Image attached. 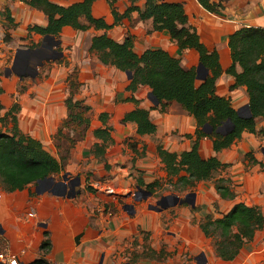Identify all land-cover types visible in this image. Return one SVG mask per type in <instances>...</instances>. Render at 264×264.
Segmentation results:
<instances>
[{"label":"crops","instance_id":"1","mask_svg":"<svg viewBox=\"0 0 264 264\" xmlns=\"http://www.w3.org/2000/svg\"><path fill=\"white\" fill-rule=\"evenodd\" d=\"M53 1L69 6L81 0ZM145 1L139 0L137 4L142 7ZM162 1L184 4L189 23L197 29L203 43L209 50L219 53L224 73L217 80V94L231 98L233 106L244 112L243 108L249 104L247 89L245 86L231 89L235 78L225 72L233 62L229 36L243 27L264 28V0H226L223 1L225 8L219 14L207 11L198 0ZM129 4V0H118L117 10L124 13ZM8 8L15 22L26 26L27 33L31 25L47 24V16L42 11L21 0H10ZM93 13L96 17H103L108 24L114 23L107 0H97ZM152 27L151 19L140 20L139 13L135 11L131 18L124 19L107 31L94 27L86 31L71 26L63 28L59 42L64 49L59 51L56 48L58 45L54 43V59H65V55L68 57L67 51L70 50L67 48L70 46L74 65L80 59L78 80L84 87L83 93L77 99L85 100L92 107L88 114L91 124L75 143H71L73 136L66 130L63 141L55 143V134L69 114L66 100L71 95V90L67 82L54 88L47 85L42 97L34 96L28 99L27 105L21 106L18 115L21 130L40 140L49 152L63 161L64 167L61 173L51 176L55 182L38 181L22 190L9 191L0 182V252L17 256L22 264H33L39 260L43 261L42 264L50 261H64L69 264H123V251L124 256L137 254L134 261L129 258L124 264H187L185 255H196L199 249L191 233H198L200 241L208 239L201 229V219L197 225L194 224L193 208L196 206L186 202L155 210L150 208L151 204L139 202L140 198H136L138 203L124 204L120 212L113 210L114 213L109 208L116 206L113 194L115 192H107V188L116 191L121 187L129 195L133 184L136 188L151 191L150 185L159 182L161 186L162 177L171 183L157 148L162 144L172 152L190 150L193 141L187 138V134H194L197 128L194 117L177 101H171L166 106V111L161 112L159 104H154L150 99L152 92L148 86H141L134 93L127 90L131 79L127 72L103 64L97 55L92 66L82 65L81 55L89 54L92 38L107 32L117 41H124L128 35H132L138 54L149 48H163L180 57L183 68H196L198 75L202 66L199 53L194 49L180 51L177 43L166 32H148ZM84 34L85 41H82ZM31 35L36 43H41L36 48L37 51L47 48L45 42L49 39L57 38L37 33ZM83 46L86 47L84 53ZM41 60L44 64L45 59ZM60 70L67 76L70 74L66 72V68L60 67ZM145 92L151 104L145 99ZM132 97L140 100L139 105L130 100ZM1 101L5 106L3 98ZM137 106L150 110L151 119L157 126L155 134L141 135L137 132L136 122H123L125 115ZM104 112L108 113L106 125L100 120ZM256 121L258 129L264 128L263 118L258 117ZM107 126H112V141L105 142L95 135V130ZM95 144L106 145L103 157H97L93 153ZM262 144L264 145V138L244 132L241 139L221 152H215L210 138L201 140L199 150L204 158L216 155L229 165L234 162L235 157L244 156L246 160L247 154L252 152L262 163L258 153ZM262 152L264 153V147ZM125 165H132V178L126 176L127 169L122 168ZM160 169L163 171L157 172ZM66 175L69 179L80 178V185L76 187L79 192L74 197L54 194L51 191L55 183L62 181ZM176 180L177 178L173 182ZM157 186L151 191L152 195L156 193ZM207 214L212 215L208 212L203 216ZM146 232L149 233L151 241L153 240L150 243L149 239V246L145 244ZM47 240L49 245L43 246ZM149 249L155 251L152 258L143 256ZM162 251L165 253L159 259ZM240 254L234 260L226 261L217 256L213 247L212 253L206 257V263L236 264Z\"/></svg>","mask_w":264,"mask_h":264},{"label":"trees","instance_id":"2","mask_svg":"<svg viewBox=\"0 0 264 264\" xmlns=\"http://www.w3.org/2000/svg\"><path fill=\"white\" fill-rule=\"evenodd\" d=\"M26 4L42 11L47 16L46 25H31L28 32L40 35L60 37L63 28L71 26L74 29L86 31L91 27L97 30H110L115 25L122 23L126 18H131L137 11L140 20L153 21L151 31L166 32L179 46V50L194 49L199 53L200 62L208 70L209 74L199 82L197 69H185L181 65V59L172 55L163 48H149L142 54L135 50V39L128 35L124 41H117L107 32L92 38L90 51L96 53L105 65L114 66L123 72H132L133 76L127 90L136 92L141 86H148L151 92L159 99V109L166 111V106L171 101H177L194 117L197 128L194 134H187V138L193 141L190 150L182 153L172 152L159 144L157 152L165 164V169L171 183L180 191L193 189L200 181L214 179L215 174L226 168L218 156L204 158L199 150L200 142L204 138L213 141L215 152H221L230 148L241 139L244 132H251L264 138V128H257L258 117L264 119V28L243 27L229 36V47L232 56V65L225 71L235 78V84L231 89L245 86L249 96L251 117L239 115L233 106L231 98L217 94V80L224 73L220 64L219 53L211 51L201 40L197 29L189 23L182 2H167L162 0H146L141 7L139 0H129V5L124 13L117 10L118 0H107L114 17V23L108 24L103 17H96L93 13L97 0H81L69 6L59 4L53 0H21ZM199 3L211 13H222L225 8L220 0H198ZM6 18L12 26L17 23L11 15L9 8L6 10ZM39 44H35L37 47ZM71 95L66 100L68 117L64 120L55 134V140L65 136V129L72 124L82 127L77 138H81L91 124L89 113L92 109L83 99H75L74 96L82 90L83 83L78 80L76 72L68 77ZM4 88L0 78V97ZM136 105L140 100L130 99ZM5 109L0 98V111ZM20 104L15 102L2 116L6 131L0 129V182L9 191L22 190L32 183L44 180L63 171L64 163L49 152L43 143L24 133L19 126L18 114ZM100 120L106 125L108 113L104 112ZM134 121L137 123V132L141 135L155 134L157 126L151 119L150 110L137 106L128 112L123 122ZM230 121L234 128L227 134L218 132V129ZM212 128L211 132L205 131V127ZM112 126L95 130L98 138L112 141ZM72 138L71 143L78 139ZM106 145L95 144L93 153L98 157L105 153ZM251 163L261 164L252 152L247 154ZM177 178L173 182V178ZM229 178L220 177L215 180V188L222 199L233 200L236 192L231 186ZM149 186L154 191V186ZM193 210H197L194 207ZM200 226L207 238L212 239L217 256L223 260H234L242 249L252 242L256 234L264 229V211L260 205H249L245 202L236 203L230 211L221 216L205 215L200 220ZM48 240L43 246H48ZM165 252L162 251L159 259ZM152 249L144 252V257H154ZM39 260L33 264H42Z\"/></svg>","mask_w":264,"mask_h":264},{"label":"rangeland","instance_id":"3","mask_svg":"<svg viewBox=\"0 0 264 264\" xmlns=\"http://www.w3.org/2000/svg\"><path fill=\"white\" fill-rule=\"evenodd\" d=\"M9 3L10 0H0V78L5 92L1 97V99H4L5 103V109L0 111L2 116L13 106L15 102H18L21 107L22 105H27L28 99H31L34 96L42 97L44 93L43 90L46 89L47 85H49L50 88H54L58 87V84L62 85L64 82H67L70 86L68 77L74 72H76L79 77V72L81 70V66L79 64L80 59L76 65L73 63L74 57L70 52L71 46L67 48L70 50L67 51L69 56H64L66 60L64 58L54 59L55 56L52 52L54 43L58 45L56 48L59 51L64 49L60 45L59 37L49 39V41L45 42L47 48L37 51L36 48L41 43H36L32 38V35H30L29 32H26V26L21 23H18L16 26H12L7 20L6 10L9 7ZM82 38V41H85V34ZM35 44L39 45L35 47ZM85 48V46L82 47L83 53L85 52ZM81 58L82 65L87 64L89 66H92L97 60L96 54L91 51L88 55H81ZM41 59H45L44 64ZM60 67L66 68V72L70 74L67 76L63 70H60ZM108 71H110V69H108ZM82 93L83 89L79 94H76L74 98H79ZM145 99H147L148 104H151V102L148 101V94H146V92ZM3 124V122H0V129L6 131V127ZM227 129L228 128H226V130ZM65 130L68 134H70V136L77 138L82 130V127L72 124ZM62 139L63 138L60 140ZM58 142L59 141H56L55 143ZM62 144H65V142H62ZM263 147L264 145L262 144L261 149L258 150L259 157L263 163L262 166L259 164H252L250 158H246L245 160L244 156L235 157L234 162L231 163V165H229L224 171L216 173L214 179L209 181H200L193 189L188 191H180L179 189H176L172 183H169L168 179L165 180V177H162L160 182L161 186L158 185L157 189L155 188L156 193L149 198H145V194L139 192V189L136 188L134 184L132 187L130 186L131 193L129 192V195H126L125 190L121 187H119L116 191H113L111 188H107V192H115L113 194L116 206H111L109 208L112 211L116 210L115 212H120L124 204L138 203L136 202V198H140L138 199L139 202L156 204L162 196L179 195L184 198L188 194L194 192L196 195L195 206L197 207V210L193 211V220L195 225L198 224L199 219L204 217V214L211 212L214 217H218L222 213L228 211L235 203L240 201L247 204H258L264 210ZM130 157L132 158L131 155ZM131 158H129L130 162ZM122 168L127 169L126 172L128 175L126 176L128 178H132L134 176V169L132 165H125ZM159 171L161 173L163 170H157V172ZM220 177L229 178L232 181L231 186L236 192L235 199L227 200L220 197L219 193L215 189V180ZM172 180H175V177ZM94 188L95 187H89V189ZM190 199H192V197H190ZM191 234L192 237L196 239L199 249L196 255H192L191 257H189L188 254L185 255V262L187 264H203L205 258H208V255L212 253V249L214 247L213 241L210 238L206 241H200L198 240V233L192 232ZM149 239V233L146 232L145 244L147 246H149V244L153 241L150 239L149 243ZM123 253L121 254V257L124 258V260H122L123 264L126 263L127 259L133 258L134 261L135 257H137V254L135 255V253H133L132 256H128V254L124 256ZM206 264H208V262ZM236 264H264V229L257 234L256 238L252 242L245 246L238 257Z\"/></svg>","mask_w":264,"mask_h":264},{"label":"water","instance_id":"4","mask_svg":"<svg viewBox=\"0 0 264 264\" xmlns=\"http://www.w3.org/2000/svg\"><path fill=\"white\" fill-rule=\"evenodd\" d=\"M208 71L209 70L202 64L201 69L198 71V75H197L198 79L204 80L207 77ZM127 75L129 78H132V76H133L132 72H127ZM150 99L152 100V102L154 104H156V105L159 104V99L153 93H150ZM243 109H244V112L242 110H237L239 115H241L243 117H251L252 116L250 104H247V106H245ZM226 128H228V129L226 130ZM233 128H234V125L230 121H228V122H226V124L224 126H222L221 128L218 129V132H221L223 134H227ZM204 129L207 132L212 131V128L209 126H206ZM45 181L55 182L54 177H49V178L44 179V180H39V183H42ZM78 185H80V178L79 177L74 178V179H69L68 176L66 175L62 181L55 183V185L51 191L54 194L67 195L68 197H74L79 192L76 190V187ZM138 189H139V192H142L145 194V198L152 195L151 191L144 190L143 188H140V187ZM195 196L196 195L194 192L188 194L184 198L180 197L179 195L162 196L157 201L156 204H151L150 208L155 209V210L156 209L163 210L165 208H169L171 206H176L178 204H183L185 202L192 205V206H195ZM190 197H192V199H190ZM131 207L133 208V206H131ZM205 263H206V258H205L203 264H205Z\"/></svg>","mask_w":264,"mask_h":264},{"label":"built area","instance_id":"5","mask_svg":"<svg viewBox=\"0 0 264 264\" xmlns=\"http://www.w3.org/2000/svg\"><path fill=\"white\" fill-rule=\"evenodd\" d=\"M0 264H22L20 259L12 254L0 252ZM46 264H69L64 261H50Z\"/></svg>","mask_w":264,"mask_h":264}]
</instances>
